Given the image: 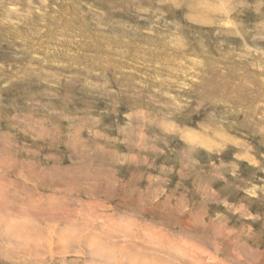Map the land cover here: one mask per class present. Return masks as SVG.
I'll return each instance as SVG.
<instances>
[{"label": "rangeland", "instance_id": "rangeland-1", "mask_svg": "<svg viewBox=\"0 0 264 264\" xmlns=\"http://www.w3.org/2000/svg\"><path fill=\"white\" fill-rule=\"evenodd\" d=\"M0 264H264V0H0Z\"/></svg>", "mask_w": 264, "mask_h": 264}, {"label": "bare ground", "instance_id": "bare-ground-1", "mask_svg": "<svg viewBox=\"0 0 264 264\" xmlns=\"http://www.w3.org/2000/svg\"><path fill=\"white\" fill-rule=\"evenodd\" d=\"M37 12H38V11H37ZM42 14H43V13H42ZM42 14H41V15H42ZM50 15H51V14H50ZM54 16H55V15H54ZM60 16H61V15H60ZM37 17H38V16H37ZM37 17H36V18H37ZM40 18H41V17H40ZM44 18H45V17H44ZM56 18H57V17H55V19H56ZM46 20H47V19H46ZM52 20H54V19H52ZM36 21H37V20H36ZM39 21H40V20H39ZM43 21H44V20H43ZM41 22H42V21H41ZM43 24H44V23H43ZM52 24H53V23H52ZM55 24H56V23H55ZM51 26H52V25H51ZM62 26H63V25H62ZM36 27H37V26H36ZM68 27H70V26H68ZM64 28H65V27H64ZM81 28H82V27H81ZM62 29H63V28H62ZM19 30H20V29H19ZM33 30H34V29H33ZM48 31H50V30H48ZM51 31H52V28H51ZM17 32H18V31H17ZM21 32H22V31H21ZM34 32L37 33V32H39V31L34 30ZM52 32H53V31H52ZM31 33H33V32L31 31ZM23 34H24V33H23ZM31 35H32V34H31ZM35 35H36V34H35ZM37 35H38V34H37ZM39 35H40V34H39ZM32 36H33V35H32ZM46 36H47V35H46ZM48 36H50V35H48ZM24 37H25V36H24ZM29 37H30V36H29ZM26 38H27V37H26ZM26 38H25V39H26ZM41 39H42V38H41ZM41 39H40V40H41ZM48 39H49V37H48ZM53 39H54V38H53ZM42 40H43V39H42ZM157 40H158V39H157ZM175 40H176V39H175ZM35 41H37V40H35ZM43 41H44V40H43ZM50 41H51V40H50ZM50 41H49V42H50ZM177 41H178V40H177ZM41 43H43V42H41ZM50 43H51V42H50ZM50 43H49V45H50ZM45 45H46V42H45ZM161 45H162V43H161ZM126 46H127V45H126ZM158 46L160 47L159 44L157 45V47H158ZM49 47H50V46H49ZM129 47H130V45H129ZM155 47H156V46H155ZM159 47H158V48H159ZM49 49H50V48H49ZM154 49H155V48H154ZM146 50H147V49H146ZM149 50H150V49H149ZM152 50H153V49H152ZM159 50H160V49H159ZM33 51H34V50H33ZM147 51H148V50H147ZM154 51H155V50H154ZM156 51H157V50H156ZM150 52H151V50H150ZM152 53H153V52H152ZM156 53H158V52H156ZM161 53H162V52H161ZM167 53H168V52H167ZM149 55H150V54H149ZM108 56H109V54H108ZM165 56H166V54H165ZM165 56H164V58H165ZM120 57H121V56H120ZM150 57H151V56H150ZM150 57H149V58H150ZM207 57H208V56H207ZM147 58H148V57H147ZM151 58H152V57H151ZM168 58H169V57H168ZM157 59H158V58H157ZM159 59H160V58H159ZM159 59H158V60H159ZM182 59H183V58H182ZM125 60H126V59H125ZM195 60H196V59H195ZM116 61L119 62L118 60H116ZM127 61H128V60H127ZM127 61H126V62H127ZM181 61H183V60H181ZM145 62H146V61H145ZM185 62H186V61H185ZM187 62H188V64H189V61H187ZM192 62H193V61L191 60V63H192ZM112 63H113V62H112ZM119 63H120V62H119ZM178 63H179V62H178ZM194 63H195V62H194ZM194 63H193V64H194ZM122 64H123V63H122ZM122 64H120V65H122ZM135 64H136V63H135ZM155 64H156V63H155ZM110 65H111V64H110ZM133 65H134V64H133ZM178 65H179V64H178ZM123 66H124V65H123ZM149 66H150V65H149ZM149 66H148V67H149ZM156 66H157V65H156ZM150 67H151V66H150ZM203 67H204V66H203ZM105 68H106V67H105ZM135 68H136V67H135ZM158 69H159V68H158ZM194 69H195V68H194ZM156 70H157V69H156ZM180 70H181V69H180ZM196 70H197V69H196ZM198 70H199V69H198ZM198 70H197V71H198ZM175 72H176V71H175ZM184 72H185V71H184ZM177 73H178V72H177ZM179 73H180V72H179ZM155 74H156V73H155ZM175 74H176V73H175ZM187 74H188V73H187ZM180 75H181V74H180ZM180 75H178V76L180 77ZM174 78H175V77H174ZM176 79H177V78H176ZM179 80H180V79H179ZM186 80H187V79H186ZM191 80H193V79H191ZM182 84H183V83H182Z\"/></svg>", "mask_w": 264, "mask_h": 264}]
</instances>
